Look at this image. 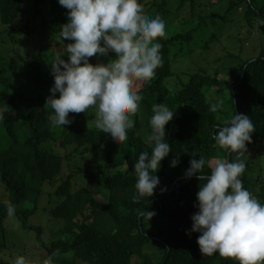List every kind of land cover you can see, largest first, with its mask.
<instances>
[{
	"label": "trees",
	"instance_id": "16d2710c",
	"mask_svg": "<svg viewBox=\"0 0 264 264\" xmlns=\"http://www.w3.org/2000/svg\"><path fill=\"white\" fill-rule=\"evenodd\" d=\"M27 1L30 6L26 5V0H0V26L7 29V34L12 37L13 29L25 21L28 30L41 26L51 29L56 37H60L61 26L68 22L67 13L70 10L61 6L58 0ZM185 1L179 0L178 7H182ZM138 2L143 5L144 15L149 18H162L168 6L167 0ZM226 5L227 13L237 8L244 10L245 25H241V22L237 25L235 37L226 35L229 48L234 49L223 47L219 53L214 45L216 53H210L213 47L209 41L218 39L212 29L213 34L202 47L204 52L209 53L206 65L190 73L186 82L172 72L174 61L170 60L169 55L176 43L187 45L198 39L194 38L195 29L158 38L163 45V63L156 69L155 77L147 82L142 81L137 91L143 96L137 112L143 122L140 123L136 115L135 127L128 130L127 140L119 144L103 131L90 128L85 112L70 113L69 118H74L73 122L62 126L59 135L49 120L53 109L43 104L27 108L21 121L18 119V109L24 107L0 89V110L4 111L5 116L0 122V182L6 193V199L0 200V242L6 238L5 223L9 217L8 204L11 203L15 207L14 217L22 230L34 232L35 242L47 257H52V264H239L234 257L219 253L204 255L200 251L197 244L200 233L191 231V217L198 210L195 205L199 185L205 181L195 176H185L189 162L194 158L192 153L197 149L198 155L206 162L204 174H210L216 158L237 159L236 153L216 144L213 134L235 113H242L251 117L255 125L247 150L250 145L258 149L256 154L249 150L240 157L246 162V170L240 179L253 195L256 194L259 174L264 178L261 154L264 144V43L261 42L258 54L247 57L245 43L249 36L241 34L247 32L246 35H249L255 20H264V0H228ZM194 6V0H191L192 13ZM214 17L219 15L210 19L213 26ZM207 18L208 15L200 17L203 26H208ZM3 40L0 33V45ZM215 54L218 56H213ZM64 59L68 57L64 56ZM40 61L39 52L29 64L35 72L37 86L54 81L51 73L45 75L40 70ZM3 64L5 61L0 57V88L12 89L10 76L6 74ZM220 72H225L231 81L218 80ZM176 76L178 81L175 80ZM220 99L224 101L223 107L215 113L211 112V104ZM157 103H165L175 111L174 119L165 126L166 139L172 151L161 162V168L156 173L160 185L154 195L134 201L138 177L133 166L142 151H151L147 140L151 134L153 106ZM21 129L26 130L22 138L18 135ZM143 130L144 136L141 135ZM58 137L64 149L72 148V153L89 155L101 161L97 175L89 176V182L74 191L73 174H69L61 183L57 182L62 170L70 164L68 155L60 157L43 148L44 143L56 141ZM174 158L179 163L171 167ZM253 173L257 176L253 177ZM46 186H54V197L62 199L59 203L53 201L46 215L58 227L51 238L59 233L70 235L71 240L57 239L45 243L42 240L45 227L30 224L31 218L41 217L39 202ZM164 188L167 191H162ZM93 189H98L99 194ZM260 191L264 202V185ZM138 209L154 211L156 215L147 221L138 215ZM150 248L154 252H148Z\"/></svg>",
	"mask_w": 264,
	"mask_h": 264
},
{
	"label": "clouds",
	"instance_id": "9594fccd",
	"mask_svg": "<svg viewBox=\"0 0 264 264\" xmlns=\"http://www.w3.org/2000/svg\"><path fill=\"white\" fill-rule=\"evenodd\" d=\"M70 10L68 22L61 26L63 39L73 41L58 51L51 63L54 85L46 98L53 114L49 120L56 126L70 125L74 118L70 113L94 112L93 123L114 142L127 140V132L135 127L132 118L140 108L143 96L133 90L134 81H150L156 69L163 63L158 38L166 37V26L160 16L149 18L138 0H58ZM115 58L108 63L90 62L93 56ZM67 56L65 60L62 57ZM59 93V98L56 94ZM217 100L210 106L211 112L223 107ZM150 118L151 134L148 144L151 151H142L133 170L138 177L134 201L152 197L160 185L156 175L161 162L168 157L172 147L166 139V128L174 119L175 111L165 103L153 106ZM4 111L0 110V122ZM255 125L248 115L235 113L218 126L213 134L216 144L237 154L235 161L216 158L210 174H204L205 159L194 150L193 159L185 176L205 181L199 185L195 205L198 210L192 215V232L200 233L197 244L204 255L219 253L234 257L239 264L264 262V204H261L244 186L240 179L246 170V162L240 157L247 153L252 142ZM199 158L196 159L195 157ZM179 163L171 161V167ZM162 191H167L166 188ZM141 218L150 221L156 213L138 209ZM15 207L8 204L9 217ZM14 264H29L24 256L15 258ZM52 264V257L42 261Z\"/></svg>",
	"mask_w": 264,
	"mask_h": 264
},
{
	"label": "rangeland",
	"instance_id": "374dc122",
	"mask_svg": "<svg viewBox=\"0 0 264 264\" xmlns=\"http://www.w3.org/2000/svg\"><path fill=\"white\" fill-rule=\"evenodd\" d=\"M167 1L168 6L164 9V14L162 16L166 26L167 37L183 34L195 29L194 38H198L195 39L193 43H188L187 45L176 43L170 51L169 58L171 61H174V63H172V72L175 75L178 74L181 80L186 82L189 79L190 73L206 65L205 61L206 58L209 57V53L204 52L202 47L205 45L206 41H209L207 39L211 35L212 29L218 39L209 41L213 47L210 53H216L214 45H216L219 53L223 51V47L228 50L234 49V47L229 48L226 35L234 36V34L237 33L239 27L237 25L240 22L241 25H245L243 21L244 10L237 8L233 12L227 13L226 10L228 7L226 3L228 0H194L195 10L192 13L191 0H186L182 7H178L179 0ZM26 5L30 6L27 0ZM206 15L209 16L206 20L208 26H203L201 24L203 21L200 20V17L203 18L206 17ZM214 15H219V17L213 18V22L215 23L213 26L210 25V19ZM255 21L252 31H249V35H246L248 34L247 32H241V34L249 36L247 37L248 41L245 43L248 49L247 57H253L258 54L261 48V42L264 43V20L257 19ZM26 25L27 23L24 21L16 26L12 31V37L7 34V29L5 27L0 26L1 38L4 39L0 45V57L5 61L3 67L6 70V74L10 76L9 83L12 86V89H0L4 91L6 96L12 97L15 103L24 107V109H18V119L21 121L24 119V113L27 112V108L29 109L34 104H43L51 108L50 105H46V98L51 95L50 89L53 87L54 81L37 86L36 79H34L35 72H33L29 64L35 60L40 52V70H42L45 75H48L51 73V63L55 61L58 51L61 50L64 45L71 43L69 40H62L61 36L56 37V34L52 33L53 31H51V29H44L41 26H37L28 30ZM216 55L218 56V54L213 56ZM62 58L64 59V57ZM114 58L115 54L111 52L108 56L91 57V59L95 61L94 64H106L110 59ZM217 78L221 81H231V78L225 72H220ZM175 80L178 81V76L175 77ZM141 86L142 81H134L133 90L138 91ZM56 98H59V93L56 94ZM136 115L138 116L139 122L142 123L143 120L139 113H136L132 118L135 120ZM85 116L89 127L96 128L93 123V119L95 118L94 112L92 110L87 112L86 110ZM61 130L62 126L55 125V131L58 135L61 133ZM24 133H26V130H19V137L22 138ZM144 134L145 131H141V135L144 136ZM43 148L60 157L68 155L70 164L65 166L62 170L61 177L57 182L61 183L69 174H73V191L87 184L90 180L89 176H96L98 172L97 167L101 165V161L96 157L72 153V148L64 149L61 146L59 137L56 141L44 143ZM256 149L258 148L250 145L249 150L252 153L256 154ZM261 154L264 161V144L261 149ZM93 167L94 169H92ZM258 168L259 167L256 166L257 170H259ZM79 169L83 171L79 172ZM124 169L125 168H121L120 170ZM253 175V177L257 176L256 173H253ZM258 179L257 187L255 188L256 194L253 193V196L257 198L261 204H264L260 191V187L264 185V178L259 174ZM43 190L44 194L39 202V206L42 207L40 209L41 217H34L33 220L31 218L30 224L33 226L40 225L45 227L42 234V240L45 243H50V241L57 239L71 240L70 235H62L59 233L56 234V237L51 238L52 233L58 230V227H56L54 222L46 215L50 210L49 208L53 206V201L59 203L62 199L54 197V186H46ZM93 191L97 195L99 194L98 189H93ZM5 199L6 193L0 182V200L4 201ZM5 224L6 238L4 241L0 242V264H14L15 258L18 256L26 257L29 264H42V261L48 258L43 253L38 243L35 242L34 232L22 230L21 225L14 216L8 217ZM148 252L151 253L154 252V250L150 248ZM79 264L85 263L81 262Z\"/></svg>",
	"mask_w": 264,
	"mask_h": 264
}]
</instances>
